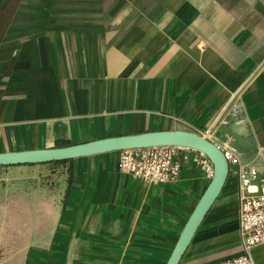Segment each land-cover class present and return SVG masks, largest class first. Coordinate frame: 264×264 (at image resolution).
<instances>
[{
    "label": "crops",
    "instance_id": "1",
    "mask_svg": "<svg viewBox=\"0 0 264 264\" xmlns=\"http://www.w3.org/2000/svg\"><path fill=\"white\" fill-rule=\"evenodd\" d=\"M173 129L238 160L178 264L238 256L234 171L264 176V0H0V152ZM195 154L165 183L119 151L1 166L0 264H166L212 177Z\"/></svg>",
    "mask_w": 264,
    "mask_h": 264
},
{
    "label": "water",
    "instance_id": "2",
    "mask_svg": "<svg viewBox=\"0 0 264 264\" xmlns=\"http://www.w3.org/2000/svg\"><path fill=\"white\" fill-rule=\"evenodd\" d=\"M156 146H177L203 153L213 167L212 177L186 221L166 264H178L200 222L220 192L229 172L223 150L205 135L185 129L145 131L107 136L63 146L0 152V167L40 164L93 154Z\"/></svg>",
    "mask_w": 264,
    "mask_h": 264
},
{
    "label": "built area",
    "instance_id": "3",
    "mask_svg": "<svg viewBox=\"0 0 264 264\" xmlns=\"http://www.w3.org/2000/svg\"><path fill=\"white\" fill-rule=\"evenodd\" d=\"M204 135V133H200ZM182 147L156 146L119 151L118 169L146 183H165L175 180L180 171L177 151ZM193 161L209 174L213 167L209 159L195 151ZM228 165L236 166L237 157L223 151ZM238 179V234L242 253L211 264H253L251 248L264 243V176L256 168L234 171Z\"/></svg>",
    "mask_w": 264,
    "mask_h": 264
},
{
    "label": "trees",
    "instance_id": "4",
    "mask_svg": "<svg viewBox=\"0 0 264 264\" xmlns=\"http://www.w3.org/2000/svg\"><path fill=\"white\" fill-rule=\"evenodd\" d=\"M71 159H67V160H60V161H54L52 162L53 164H61V163H66L68 161H70Z\"/></svg>",
    "mask_w": 264,
    "mask_h": 264
},
{
    "label": "rangeland",
    "instance_id": "5",
    "mask_svg": "<svg viewBox=\"0 0 264 264\" xmlns=\"http://www.w3.org/2000/svg\"><path fill=\"white\" fill-rule=\"evenodd\" d=\"M52 167L56 168V167H58V166H52Z\"/></svg>",
    "mask_w": 264,
    "mask_h": 264
}]
</instances>
